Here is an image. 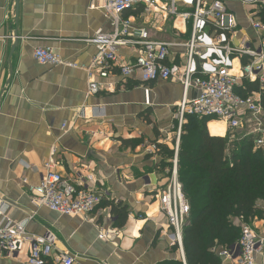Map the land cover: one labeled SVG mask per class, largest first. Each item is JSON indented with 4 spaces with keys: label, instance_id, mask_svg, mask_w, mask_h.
Listing matches in <instances>:
<instances>
[{
    "label": "crops",
    "instance_id": "obj_1",
    "mask_svg": "<svg viewBox=\"0 0 264 264\" xmlns=\"http://www.w3.org/2000/svg\"><path fill=\"white\" fill-rule=\"evenodd\" d=\"M106 4L107 0H18L15 18L14 0H0V205L11 221H26L28 234H51L55 254H71L74 264H186L166 237L168 225L159 203V191L172 168L177 124L173 106L182 98V85L172 79L141 82L137 73L124 80L116 70L100 78L95 70L92 80L102 88L86 93L85 68L96 52L90 40L98 30H111ZM227 4L237 16L239 37H255L246 7L237 0ZM139 11L123 16L134 17L135 25L152 39L183 40L174 19L140 16ZM260 18L264 21V10ZM152 22L165 25V38L149 29ZM12 31L17 45L9 55ZM46 46L76 66L38 63L33 50ZM183 52L171 48L178 62ZM119 54L129 62L135 53L122 47ZM219 124L208 119V133L224 135L225 126ZM156 144L167 146L172 155L155 152ZM51 157L59 174L85 183L100 196L86 215H61L32 201L31 187ZM89 175L91 181L86 179ZM112 204L127 212L122 225L116 223ZM243 224L264 234V215ZM101 232L107 236L100 238ZM27 255L28 243L9 254L0 249V264H27ZM219 258L220 264H236ZM47 264L61 263L50 257ZM254 264H263L261 254Z\"/></svg>",
    "mask_w": 264,
    "mask_h": 264
},
{
    "label": "built area",
    "instance_id": "obj_2",
    "mask_svg": "<svg viewBox=\"0 0 264 264\" xmlns=\"http://www.w3.org/2000/svg\"><path fill=\"white\" fill-rule=\"evenodd\" d=\"M237 1L246 7L247 22L256 32L255 37H239L237 16L227 0H107L106 16L111 30H98L90 40L96 52L85 68L89 78L87 94L102 88L99 82L92 80L95 70L100 78L116 70L124 80L137 73L141 82L172 79L182 85V98L173 106L177 124L172 168L168 182L159 191V203L168 225L166 237L179 251L183 263L182 231L190 207L177 178V150L184 119L187 115L207 117L225 126L222 136L229 140L243 133L252 135L257 147L264 145V107L260 94L252 92L241 96L237 92L244 80L264 81V23L260 18L264 0ZM137 8L140 16L151 14L184 20L186 28L180 33L185 37L178 42L152 39L145 28L135 25L134 17L123 16L124 12ZM122 47L134 51L132 61L121 58L119 49ZM172 47L184 49L182 61L171 56ZM33 58L44 65L76 66L47 46L35 48ZM106 88L111 89L110 85ZM54 152L52 148L50 156ZM54 166L53 157L43 163V174L31 187L32 201L61 215L89 213L100 202V196L85 183H74L63 177ZM86 179L91 181L92 176ZM262 208L264 211V204ZM5 210L6 207L0 205V249L3 252L9 254L22 243H28L27 264H47L50 257L61 264H74L71 254H55V239L51 234H28L26 221H11ZM98 236L107 235L101 232ZM211 250L236 264H254L255 256L261 254L264 264V234L243 224L235 243Z\"/></svg>",
    "mask_w": 264,
    "mask_h": 264
},
{
    "label": "trees",
    "instance_id": "obj_3",
    "mask_svg": "<svg viewBox=\"0 0 264 264\" xmlns=\"http://www.w3.org/2000/svg\"><path fill=\"white\" fill-rule=\"evenodd\" d=\"M237 92L241 96L258 92L264 107V81L244 80ZM208 119L187 115L179 139L177 178L190 207L182 231L186 264H220L211 249L232 245L240 237L242 222L264 215L260 205L264 204V145L257 147L254 137L243 133L233 140L210 135ZM155 152L172 155L162 144L155 145ZM111 208L116 223L122 225L125 208L115 204Z\"/></svg>",
    "mask_w": 264,
    "mask_h": 264
},
{
    "label": "rangeland",
    "instance_id": "obj_4",
    "mask_svg": "<svg viewBox=\"0 0 264 264\" xmlns=\"http://www.w3.org/2000/svg\"><path fill=\"white\" fill-rule=\"evenodd\" d=\"M142 18H143V17H140V18H138V19H142ZM174 20L176 21V24H177V26H176L177 30H179V31H181V30H185L186 26H185V21H184V20H182V19H180V18H176V19H174ZM157 22H159V21H157ZM162 22H165V20H164V21L162 20ZM263 23H264V21H263ZM158 24H159V23H158ZM148 26H149V29H150L151 31L156 30V31H153V32H159V33L162 34L161 37H164V38H165V35H163V32L166 30V29H165V25L162 26L161 23H160L159 25H157V24L155 25L154 22H152V24H148ZM159 26H162V27H159ZM184 37H185V36H184Z\"/></svg>",
    "mask_w": 264,
    "mask_h": 264
},
{
    "label": "water",
    "instance_id": "obj_5",
    "mask_svg": "<svg viewBox=\"0 0 264 264\" xmlns=\"http://www.w3.org/2000/svg\"><path fill=\"white\" fill-rule=\"evenodd\" d=\"M17 12H18V0H14V14H15V18L17 16ZM15 21V20H14ZM10 36H12L14 38V43L13 45L11 46V49H10V52H9V55L12 54L13 50L15 49L16 45H17V33L16 31H12L10 33ZM8 64H9V73H11V69H10V63L8 61Z\"/></svg>",
    "mask_w": 264,
    "mask_h": 264
},
{
    "label": "bare ground",
    "instance_id": "obj_6",
    "mask_svg": "<svg viewBox=\"0 0 264 264\" xmlns=\"http://www.w3.org/2000/svg\"><path fill=\"white\" fill-rule=\"evenodd\" d=\"M221 125H222V124L220 123L218 127H222ZM222 133H223V129H222Z\"/></svg>",
    "mask_w": 264,
    "mask_h": 264
}]
</instances>
